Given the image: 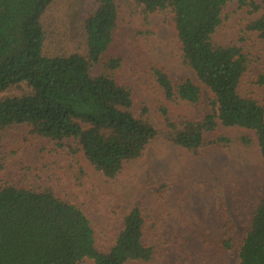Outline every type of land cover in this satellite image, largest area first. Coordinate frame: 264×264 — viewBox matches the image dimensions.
I'll return each instance as SVG.
<instances>
[{
    "label": "trees",
    "instance_id": "trees-1",
    "mask_svg": "<svg viewBox=\"0 0 264 264\" xmlns=\"http://www.w3.org/2000/svg\"><path fill=\"white\" fill-rule=\"evenodd\" d=\"M53 0H0V132L27 125L38 138L67 141L107 180L115 181L128 162L138 160L159 137L198 154L204 147L238 143L222 129L254 134L264 159V106L240 92L254 56L238 44H220L215 36L229 19L232 0H97L82 22L84 51L49 55L45 16ZM254 12L264 2L241 0ZM122 6L134 7L147 20L155 13L173 16L183 63L196 78L174 82L155 70L169 102L182 101L204 113L200 120L176 122L160 112L166 130L135 114L132 89L116 80L122 57L108 58ZM246 33L264 41V15ZM26 87L23 95H10ZM207 93L212 97H207ZM208 107V108H207ZM253 140L243 136L248 146ZM15 151L4 155V169ZM114 246L98 248L95 230L84 211L50 190L0 183V264H128L152 261L155 248L145 241L147 217L139 207L124 213ZM233 238L224 242L231 250ZM240 264H264V198L240 245Z\"/></svg>",
    "mask_w": 264,
    "mask_h": 264
},
{
    "label": "rangeland",
    "instance_id": "rangeland-1",
    "mask_svg": "<svg viewBox=\"0 0 264 264\" xmlns=\"http://www.w3.org/2000/svg\"><path fill=\"white\" fill-rule=\"evenodd\" d=\"M97 0H53L45 16L49 34L46 53L83 52L82 22ZM263 3L264 0H247ZM229 19L216 33L220 44L245 47L255 59L244 76L240 92L264 106V41L246 28L264 15L232 0ZM122 57L116 80L133 92L134 111L146 115L161 131L166 123L161 108L178 123L200 120L204 113L182 101L169 102L155 70H164L174 82L196 78L183 63L173 16L155 13L146 20L134 7L122 6L108 58ZM28 92L24 86L10 95ZM207 97H212L207 93ZM208 108V107H207ZM238 143L229 148L206 146L198 154L181 149L164 136L152 141L142 157L128 162L115 181L104 178L86 159L73 153L69 142L38 138L27 125L0 132V164L15 151L0 183L32 190H52L57 197L79 206L95 230L98 248L109 251L123 227L124 213L139 207L147 217L145 241L155 248L149 262L128 264H240V245L251 228L264 198V159L253 133L222 129ZM243 136L252 138L246 146ZM232 240L228 250L224 242ZM83 264H94L87 260Z\"/></svg>",
    "mask_w": 264,
    "mask_h": 264
}]
</instances>
